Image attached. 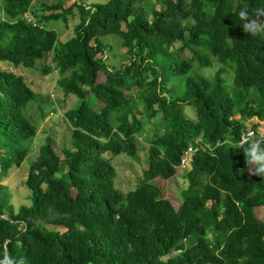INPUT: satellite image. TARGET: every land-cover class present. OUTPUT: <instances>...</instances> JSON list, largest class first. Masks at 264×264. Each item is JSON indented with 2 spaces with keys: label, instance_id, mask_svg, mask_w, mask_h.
Masks as SVG:
<instances>
[{
  "label": "trees",
  "instance_id": "1",
  "mask_svg": "<svg viewBox=\"0 0 264 264\" xmlns=\"http://www.w3.org/2000/svg\"><path fill=\"white\" fill-rule=\"evenodd\" d=\"M32 1L0 0V181L23 165L35 132L24 112L34 93L15 68L47 57L44 75L55 72L58 89L79 103L64 113L72 150L59 159L47 140L29 163L30 204L13 211L0 184V258L264 264V221L256 216L264 176L249 170L240 149L241 135L260 136L264 124V15L256 12L264 0L74 2L60 12L43 5L52 13L34 21L25 16ZM72 8L79 23L61 44L44 24ZM239 10L260 30H245ZM104 36L119 38L125 63L107 65ZM213 60L215 73L205 76ZM183 107L194 109V120ZM120 154L142 166L125 193L112 164ZM156 178L177 182L176 210Z\"/></svg>",
  "mask_w": 264,
  "mask_h": 264
},
{
  "label": "rangeland",
  "instance_id": "2",
  "mask_svg": "<svg viewBox=\"0 0 264 264\" xmlns=\"http://www.w3.org/2000/svg\"><path fill=\"white\" fill-rule=\"evenodd\" d=\"M76 2L77 4H84L90 7L94 2H101V0H33L29 8L28 13L25 15L26 19L33 20L42 19L47 15H50L51 11H46L43 5L52 6L55 4L60 5V10L67 9ZM80 14L76 8H72L70 12L65 14V20L49 21L45 25L46 29L53 30L57 35V41L61 44L67 42L75 34L76 25L79 23ZM105 44L110 46V49L106 51L105 58L107 65H114L115 67L125 63V49L120 46L119 38L104 36L100 38ZM180 43H175L174 47H180ZM47 57H43L37 61L33 68L25 69L22 67L15 68L16 74L23 78L25 84L34 93V98L30 102L24 112L30 123L35 127V132L27 143L28 154L23 165L19 169H11L7 176L0 181L1 185H4L5 190L8 193V202L13 211H16L19 206L30 204L29 191L25 188L24 182L28 172L29 163L37 158L40 148L47 143L48 140L50 148L54 151L55 155L59 158H63L64 150L71 148V129L64 113L69 111L73 106H77L79 103L74 96L63 95L55 84L57 75L55 72L50 75H44L43 70L46 66ZM215 61L213 60L212 69H203L201 71L205 76H210L215 73ZM227 84L231 82V75L225 76ZM97 81L103 82L104 76L102 73H98ZM91 97V96H89ZM92 98V97H91ZM183 112L186 117L195 119L194 109L192 107H183ZM263 125H260L258 129H261ZM264 132V130H262ZM112 164L116 170L115 183L117 189L125 193L133 189L142 178V166L136 164L128 157L120 154L117 158L112 159ZM249 166V170L251 166ZM152 183L160 190L163 199L168 200L173 208L176 210L181 204L178 194L177 182L174 179L162 180L156 178ZM256 216L258 219L264 221V211L256 210ZM49 228V226H47Z\"/></svg>",
  "mask_w": 264,
  "mask_h": 264
},
{
  "label": "clouds",
  "instance_id": "3",
  "mask_svg": "<svg viewBox=\"0 0 264 264\" xmlns=\"http://www.w3.org/2000/svg\"><path fill=\"white\" fill-rule=\"evenodd\" d=\"M256 12L257 15H264V8L257 9ZM237 17L243 18L242 26L248 32L260 30L256 27L255 21L248 18V13L245 10H239ZM261 129L264 130V126ZM242 145H246V147L240 148L243 151L245 163L251 166L254 175L264 176V146L260 141L249 137L242 139ZM0 264H12V262L5 254L0 258Z\"/></svg>",
  "mask_w": 264,
  "mask_h": 264
},
{
  "label": "built area",
  "instance_id": "4",
  "mask_svg": "<svg viewBox=\"0 0 264 264\" xmlns=\"http://www.w3.org/2000/svg\"><path fill=\"white\" fill-rule=\"evenodd\" d=\"M258 130H259L258 133L260 136H257V137H255L254 133L250 130H248L245 134H242L240 138V144H242V139L244 137H249L250 139H256L260 142L264 141V132L262 131L263 129H258Z\"/></svg>",
  "mask_w": 264,
  "mask_h": 264
},
{
  "label": "water",
  "instance_id": "5",
  "mask_svg": "<svg viewBox=\"0 0 264 264\" xmlns=\"http://www.w3.org/2000/svg\"><path fill=\"white\" fill-rule=\"evenodd\" d=\"M3 218H6L5 216H3Z\"/></svg>",
  "mask_w": 264,
  "mask_h": 264
}]
</instances>
